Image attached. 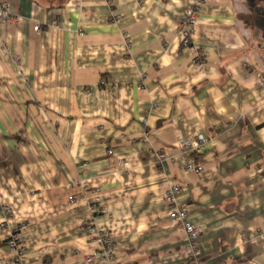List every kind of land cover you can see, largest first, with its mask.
I'll list each match as a JSON object with an SVG mask.
<instances>
[{
    "label": "crops",
    "instance_id": "0c3cea01",
    "mask_svg": "<svg viewBox=\"0 0 264 264\" xmlns=\"http://www.w3.org/2000/svg\"><path fill=\"white\" fill-rule=\"evenodd\" d=\"M189 1L0 0V264L21 223L23 264H107L91 210L116 264H195L183 206L198 264H264V53L235 0L202 2L182 48Z\"/></svg>",
    "mask_w": 264,
    "mask_h": 264
},
{
    "label": "built area",
    "instance_id": "2783aa9c",
    "mask_svg": "<svg viewBox=\"0 0 264 264\" xmlns=\"http://www.w3.org/2000/svg\"><path fill=\"white\" fill-rule=\"evenodd\" d=\"M106 1L109 2L110 0ZM204 1L205 0H190L184 8L183 17L178 24V31L181 34L182 48H187L191 45L194 26L200 10V4ZM17 20L18 15L10 12L8 3H0V21L15 23ZM40 29V24L35 26V30L39 31ZM125 39L128 41L129 37L125 35ZM198 59L199 57L194 58V62H197ZM262 80L264 81V79ZM217 129L218 127H216L215 130ZM206 142L207 138L202 134H198L193 139H180L179 144L182 148L188 150L190 153L196 156L205 149ZM158 158L163 160L166 158V154H159ZM187 169L198 172L201 170V165L197 164L195 157H193V161L187 165ZM168 199L170 200V197H168ZM2 209L5 213L10 212V207L8 205H3ZM187 212L188 209L186 206L179 207L175 212L171 213L170 218L173 221L178 222L184 229L186 234V244L190 249V259H192L193 263L198 264L200 257L198 243L202 228L199 225H195L186 221ZM90 213V217H87L84 220V223L86 224L87 233L91 240L95 241L99 245V250L93 257L104 261L107 264H116L114 240L110 232L108 230H99L93 222L92 210ZM23 228L24 224H19L6 240L8 249L14 254L13 262L15 264H23L20 259L23 251ZM93 257H88V260Z\"/></svg>",
    "mask_w": 264,
    "mask_h": 264
},
{
    "label": "flooded vegetation",
    "instance_id": "af4514ba",
    "mask_svg": "<svg viewBox=\"0 0 264 264\" xmlns=\"http://www.w3.org/2000/svg\"><path fill=\"white\" fill-rule=\"evenodd\" d=\"M260 6H262V3L258 0H255L252 4L245 1V7L250 20H245V25L243 24L242 30L246 34L250 46L264 53V40L261 38L260 31L253 25V17L259 15Z\"/></svg>",
    "mask_w": 264,
    "mask_h": 264
},
{
    "label": "water",
    "instance_id": "95a60500",
    "mask_svg": "<svg viewBox=\"0 0 264 264\" xmlns=\"http://www.w3.org/2000/svg\"><path fill=\"white\" fill-rule=\"evenodd\" d=\"M252 4L255 0H245ZM262 3L260 6L259 15L253 17V25L260 31L261 38L264 40V0H258ZM264 48V45H263Z\"/></svg>",
    "mask_w": 264,
    "mask_h": 264
},
{
    "label": "rangeland",
    "instance_id": "374dc122",
    "mask_svg": "<svg viewBox=\"0 0 264 264\" xmlns=\"http://www.w3.org/2000/svg\"><path fill=\"white\" fill-rule=\"evenodd\" d=\"M236 4L238 9L237 20L239 22L240 27L243 28V24L245 25V20L249 19V14L245 7V0H236Z\"/></svg>",
    "mask_w": 264,
    "mask_h": 264
},
{
    "label": "trees",
    "instance_id": "16d2710c",
    "mask_svg": "<svg viewBox=\"0 0 264 264\" xmlns=\"http://www.w3.org/2000/svg\"><path fill=\"white\" fill-rule=\"evenodd\" d=\"M235 3H236V0H235ZM237 5V4H236ZM237 12H238V9H237Z\"/></svg>",
    "mask_w": 264,
    "mask_h": 264
}]
</instances>
